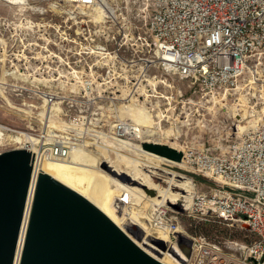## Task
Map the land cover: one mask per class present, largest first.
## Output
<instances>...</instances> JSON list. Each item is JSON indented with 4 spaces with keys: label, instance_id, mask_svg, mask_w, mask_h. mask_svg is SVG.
I'll return each instance as SVG.
<instances>
[{
    "label": "built area",
    "instance_id": "obj_1",
    "mask_svg": "<svg viewBox=\"0 0 264 264\" xmlns=\"http://www.w3.org/2000/svg\"><path fill=\"white\" fill-rule=\"evenodd\" d=\"M130 2L136 16L113 12L98 22L86 19L78 37L80 47L75 49H52V36L66 26L55 29L50 23L42 27L45 47L32 42L14 44L17 28L29 35L36 24L26 17L0 14V72L10 81L0 80V86L17 89L21 96L18 111L27 117L34 112L41 117L36 130L32 126L2 130L13 145L0 153L24 150L31 154L25 210L32 181L34 187L28 213L38 177L45 173L44 163L65 161L75 149L91 152L105 148L109 154H121L131 151L123 141L140 140V148L145 142L158 144L141 140L146 137L144 129L123 112L133 104L135 93L142 97V104L150 97H163L165 81L158 80L161 75L153 70L187 80L192 93H200L202 98L230 95L242 82L255 85V80L264 77V0ZM105 3L0 0V8L43 13L52 5L66 13L70 6L92 9ZM132 19L137 22L134 27ZM58 35H63L61 42L68 40L64 31ZM144 82L149 87L140 94ZM55 85L64 87L65 95L51 90ZM83 104L87 107L82 108ZM49 105L59 108L50 127L44 124ZM186 151L180 163L218 183L193 193L191 211L224 223L245 224L255 236L247 244L230 242L226 252L202 235L183 233L192 241L187 264H264V123L241 132L223 152L192 146ZM148 214L156 228L166 229L175 239L180 231L178 217L166 204L151 203Z\"/></svg>",
    "mask_w": 264,
    "mask_h": 264
},
{
    "label": "rangeland",
    "instance_id": "obj_2",
    "mask_svg": "<svg viewBox=\"0 0 264 264\" xmlns=\"http://www.w3.org/2000/svg\"><path fill=\"white\" fill-rule=\"evenodd\" d=\"M106 3L108 7L113 10L114 14L120 13V15L129 17L136 16V10L132 7L130 0H106ZM50 6L51 7L48 8L47 12L43 13L34 12L31 9L25 8H19L18 11H16V9H7L1 7V15H9L10 17H26V19H29L31 22L36 24L34 28H31L33 32L29 35L22 33V29L20 32V28H17V36L16 39H14L15 41L12 40V43L14 41V44L20 45L21 42H32L45 47L44 40H42V27L50 23L55 29L57 26H66V28L58 29L59 31L57 32L56 37H53L51 35L52 49H55L56 47L65 49H75L80 47L79 40H81V38L78 37H81V26L85 23L86 19L94 21L92 17L96 16L95 11L85 8L91 13V15L88 16L87 14L79 13L81 11L78 12L77 7L74 6L68 7L66 13L61 12L59 9L55 8L52 5ZM92 14L94 16H92ZM131 22L132 27H134V24L137 23L133 19L131 20ZM88 25L92 24L90 23ZM21 26H23V24H21ZM50 30H52V33L54 35H56L54 29L50 28ZM62 31L65 32V37L68 39L64 42H61V37L63 36L61 35ZM58 34H60L61 36H59ZM22 35H26L25 37L27 40H24V37ZM137 52H139L138 49ZM133 54L137 55L139 53ZM154 72L161 75L157 76L158 80L165 81V85L161 88L163 97H150L146 101V104H142V97L138 98L135 93L133 104L130 106V108L123 110V112H125L127 116L129 115L130 111L138 108V106L147 108L148 111H150L149 113L145 109V111L147 112L146 116H148V119H145V127L137 124L144 129V134L146 136L141 138V140H159L158 142L156 141L158 144L166 145L168 147H170L168 144L169 141H177L176 143L178 144V147L176 146L175 148H170L179 152L181 154V158L183 157L184 152H187V146L210 149L214 153H220L226 149L230 141L238 138V135L240 134H238V130L240 128L248 126L255 121H257L255 122L256 124H261L264 122V86L262 85L264 77L255 80V85L252 84L246 86L242 82V84L238 86V89H236L235 92L231 93L230 95L224 96L220 94L215 98H202L200 93H192L193 89L190 88V83L187 80L180 79L178 77H172L170 75H162V73L157 72L156 70L152 71V73ZM147 79L149 82L151 81V84H154L152 78ZM0 80L10 84V81L6 80L3 72H0ZM147 83L148 82H144V85L146 86L139 89L140 94L145 93V89L149 87ZM51 90L57 92V95L62 96L65 95L66 89L64 87H60L59 85H55V88L53 87ZM67 93L68 91H66V94ZM150 93L153 94L152 91H150ZM17 94H19V92L14 88V86H0V126L4 128H6L7 126L11 129L21 130H25L28 126H32V128L36 130L38 127H40L41 117L38 116L35 112L31 114V117H27L25 113L18 111L17 109L20 106L19 103L21 100V96H17ZM240 94L242 95L241 97H245L247 99V102H249L245 106V108L247 107L249 111L245 114V118L243 119H241L240 116L236 115L237 113H243V111H235L233 108L236 103H239ZM248 106L250 108H248ZM83 107L86 108L87 105L83 104L82 108ZM58 109L59 108L55 105H49V107L45 111V125H48V127L53 125V113ZM155 114L158 115L157 118L155 117ZM130 120L133 121L131 118ZM9 139L11 140V138L8 137V134L5 133L3 138L0 139V151L5 150L13 145L12 141H10ZM123 143L127 148L131 150L129 152L121 153L124 156L125 160L128 159L132 162H135L136 160H139L138 157L140 152L142 150H145L149 153L156 154L173 162L180 163L181 161V158L177 161L169 157L157 154L153 151H149L143 148V146L142 148L137 147V145L140 143V140L133 142L123 141ZM148 144H152V142ZM138 148L140 150H138ZM76 150L81 155L90 153L89 151H85L83 149H75V152ZM96 151L97 150H95L94 152ZM80 159H82L79 160L81 164L88 163L87 161L83 160V158L80 157ZM122 163L123 165H125L124 161L121 162V164ZM110 164H113V168L118 167L116 163L113 162H104L99 165L97 161L93 162L92 166L96 167L98 165V167H100L106 173L113 174L110 171L111 168L108 167V165ZM159 165H161L163 169H166L168 172H171V174H173L171 175L170 173L157 171L156 175H152V178H157L155 179L157 180V183L165 189L171 187L169 178L172 177L180 179L181 181L189 179L192 182L194 192L204 191L210 186L213 187L218 185L215 180L203 177L198 173L192 172L191 170L183 166L182 163L181 165L174 166V164L164 161ZM148 169L150 168H145L143 169V171L146 172V170ZM178 176H183V178H180ZM121 179L128 182V179H126L125 176H122ZM129 183L133 184V182ZM173 191H175V189H173ZM148 193V195L154 196L156 191L152 190ZM137 200H139V205H135V207L140 209L141 215L149 217L148 206L144 204L143 198H139ZM184 204V199L180 198L176 205L171 206V208L169 207L170 212L178 217L180 232L183 231V233H186L187 235H202L210 241L220 244L222 249L226 252L229 251V243L232 241L247 244L255 239V236L249 231L248 226L245 224L240 225L236 222L224 223L214 217H206L200 214H196L191 211V205L185 210L182 209V205ZM127 207L128 204L123 205L121 207L122 211L124 212ZM130 237L134 240V242H136V244H138V236L136 231H134V233L130 235ZM148 241L151 245H155L150 240ZM156 246L159 249L161 248L158 245ZM162 247L166 246L163 245ZM145 250L153 254V252H151L148 247H145Z\"/></svg>",
    "mask_w": 264,
    "mask_h": 264
},
{
    "label": "water",
    "instance_id": "obj_3",
    "mask_svg": "<svg viewBox=\"0 0 264 264\" xmlns=\"http://www.w3.org/2000/svg\"><path fill=\"white\" fill-rule=\"evenodd\" d=\"M145 144L148 143L142 146L147 149ZM23 152L28 155L27 168L20 158L0 153V264H13L25 215L31 154ZM125 231H136L138 241L147 238L134 225ZM125 231L84 197L42 173L35 185L19 264H164L145 252ZM174 236L172 250L165 241L149 238L155 244L151 245L155 248L152 252L161 256L165 250L174 264H187L192 241L180 232Z\"/></svg>",
    "mask_w": 264,
    "mask_h": 264
},
{
    "label": "bare ground",
    "instance_id": "obj_4",
    "mask_svg": "<svg viewBox=\"0 0 264 264\" xmlns=\"http://www.w3.org/2000/svg\"><path fill=\"white\" fill-rule=\"evenodd\" d=\"M105 3V0H104ZM78 12L81 14L91 15L89 11L84 8L77 7ZM92 10L95 11L96 16L92 14L94 22L100 21L105 15H112L113 11L109 8L106 3L101 6L95 5ZM100 12H99V11ZM105 14V15H104ZM150 80V79H149ZM247 78H245V82H247ZM151 82V81H150ZM149 82V83H150ZM151 84V83H150ZM153 84V83H152ZM242 90V89H241ZM240 93V92H239ZM263 95V94H262ZM239 103L234 105L235 111H243V113H237V116H240L241 119L245 118V114L249 111L245 106L249 103L247 99L241 97ZM262 98V96H261ZM216 101V100H215ZM222 101V99H221ZM224 105V104H221ZM248 108H250L248 106ZM264 110V109H263ZM262 110V111H263ZM147 112L145 108L138 106V108L133 109L129 112V117L138 125L143 127L146 122L145 119H148L146 116ZM154 122V121H153ZM257 122V121H255ZM255 122H252L248 126L240 128L238 130V134L248 130L250 128H254L257 125ZM264 123V122H263ZM4 127L0 126V139L3 138L2 130ZM144 133V132H143ZM27 139L28 135H25ZM34 139V138H33ZM157 142L159 140H156ZM177 142V141H176ZM175 141L170 142L169 146L175 148L178 144ZM128 144V143H126ZM137 145V144H135ZM139 147V145H137ZM178 147V146H177ZM135 148V147H134ZM140 148V147H139ZM83 158V160L87 161V164H81L79 160ZM138 157V156H137ZM139 160H134L132 162L130 160H125L122 154H109L107 149L101 148L96 152L91 151L88 154L81 155L80 153L75 152V150L70 154L69 158L65 161L60 162H46L43 164V171L50 175L53 179L69 188L70 190L76 192L80 196L84 197L87 201H89L92 205L101 210L104 214H106L121 230L125 231V229L129 226L138 227L142 230L147 238L142 239L140 241L137 240V243L145 252V247H148L151 252L152 249L149 238L159 239L161 241H165L168 249L172 250L174 247V239L168 233V231L164 228H156L154 224L150 220L149 217H145L140 214V209L135 207L139 204V198H143L144 204L149 206L151 203L156 202L160 204H166L171 208L178 203L180 198H183L185 204L182 205V209L189 208L192 203L193 198V185L192 182L187 180L176 179L175 177L169 178L171 182V187L165 189L157 183V178H152V175H156L157 171L168 172L166 169H163L161 162L167 161L175 165H181V163L173 162L167 160L161 156H158L153 153H149L145 150H142L138 157ZM97 161L100 165L101 163H116L117 168H113V164L108 165L111 168V173H106L103 171L98 165L93 167V162ZM125 162L121 164V162ZM145 168H150L148 170L143 171ZM148 172V173H147ZM159 174V173H158ZM173 175V174H171ZM122 176H125L127 181L121 179ZM183 178V176H178ZM130 180V181H129ZM169 181V180H168ZM133 182V184L129 183ZM34 187V181L31 183V188L29 192V197L27 200V208L25 210V215L23 217L21 231L19 234L14 261L13 264H19L20 254L23 247L25 230L27 226L28 219V209L29 204L31 202L32 191ZM175 189V191H173ZM156 191L154 196L148 195L150 191ZM128 204V207L122 211V206ZM126 232V231H125ZM180 232V231H179ZM129 236L133 233L126 232ZM183 233V232H180ZM167 249V250H168ZM153 257L157 258L160 262L164 264H174L173 257H170L167 252L160 255L151 254L147 252ZM158 253V252H157Z\"/></svg>",
    "mask_w": 264,
    "mask_h": 264
},
{
    "label": "trees",
    "instance_id": "obj_5",
    "mask_svg": "<svg viewBox=\"0 0 264 264\" xmlns=\"http://www.w3.org/2000/svg\"><path fill=\"white\" fill-rule=\"evenodd\" d=\"M147 149L159 153L161 155L164 156H168L170 158L173 159H179L180 158V153H176L173 150L169 149L168 147L165 146H154L151 144H145L144 145ZM24 150H8V151H4L3 153H9L12 154L11 157H15V158H20L22 160V164L24 165V168H27L28 165V155L25 154V152H23Z\"/></svg>",
    "mask_w": 264,
    "mask_h": 264
}]
</instances>
